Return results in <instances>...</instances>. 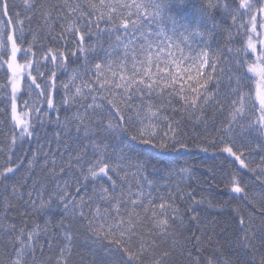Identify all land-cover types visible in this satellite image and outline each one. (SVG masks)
<instances>
[{"label": "snow or ice", "instance_id": "obj_1", "mask_svg": "<svg viewBox=\"0 0 264 264\" xmlns=\"http://www.w3.org/2000/svg\"><path fill=\"white\" fill-rule=\"evenodd\" d=\"M0 264H264V0H0Z\"/></svg>", "mask_w": 264, "mask_h": 264}, {"label": "trees", "instance_id": "obj_2", "mask_svg": "<svg viewBox=\"0 0 264 264\" xmlns=\"http://www.w3.org/2000/svg\"><path fill=\"white\" fill-rule=\"evenodd\" d=\"M154 151H159V150H154ZM172 155H174V154H172ZM164 158L166 159L167 156H165ZM180 161L181 162H184V161L189 162L194 167H197L199 169V172L207 171V167L205 165L211 166L213 164L210 153L204 154V153H198L196 151L183 153L180 156Z\"/></svg>", "mask_w": 264, "mask_h": 264}]
</instances>
